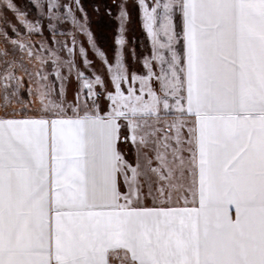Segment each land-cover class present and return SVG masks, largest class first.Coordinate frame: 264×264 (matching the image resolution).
Returning a JSON list of instances; mask_svg holds the SVG:
<instances>
[{
	"label": "snow or ice",
	"instance_id": "6c2138e0",
	"mask_svg": "<svg viewBox=\"0 0 264 264\" xmlns=\"http://www.w3.org/2000/svg\"><path fill=\"white\" fill-rule=\"evenodd\" d=\"M139 4L151 61L129 76L116 54L107 111L100 76L66 104L59 56L0 50V264H264V0Z\"/></svg>",
	"mask_w": 264,
	"mask_h": 264
},
{
	"label": "rangeland",
	"instance_id": "374dc122",
	"mask_svg": "<svg viewBox=\"0 0 264 264\" xmlns=\"http://www.w3.org/2000/svg\"><path fill=\"white\" fill-rule=\"evenodd\" d=\"M12 2L25 14L29 22L37 24V31L29 33L16 13L8 9L3 0H0V50L7 49L10 57L19 58L21 53L14 48L11 40L21 39L30 42L34 49L43 46L59 56L61 60L59 71L65 78L63 83L66 104L74 102L80 90L82 81L77 79L79 71L90 80L97 75L101 77L103 84L94 85V92L98 95L92 99L96 100L101 111H107L110 103L107 93L114 90L111 82L112 73L108 68L109 65H115L118 52L127 75L147 74L145 61H151L153 44L144 28L139 0H59L61 5L58 10L61 17L59 20H50L47 0H40L44 4L42 8H38L34 0H12ZM148 2L151 3V0ZM63 5L72 8L76 18L75 23L71 17L64 16L67 9ZM122 11L126 14L123 17ZM50 23L55 27H49ZM81 48L84 49L83 54L80 52ZM69 49L72 50L71 53ZM100 52L104 53V56H101ZM105 58L107 63L104 62ZM85 60L89 63L86 64ZM24 61L29 71L40 67L38 64L34 67L32 63H28L26 56ZM68 62H71V69ZM155 71H159L158 64L155 65ZM43 73L49 75V82L55 86L53 98H58L61 82L56 79L51 58L43 65ZM128 86L127 82L123 84L125 89ZM23 99L25 101L29 99L26 92L23 94ZM175 118L173 115L165 117L167 120ZM119 147L126 153L127 159H133L134 148L130 142H122Z\"/></svg>",
	"mask_w": 264,
	"mask_h": 264
},
{
	"label": "crops",
	"instance_id": "0c3cea01",
	"mask_svg": "<svg viewBox=\"0 0 264 264\" xmlns=\"http://www.w3.org/2000/svg\"><path fill=\"white\" fill-rule=\"evenodd\" d=\"M176 23H177V30H180L181 21H180V18L179 17L176 18Z\"/></svg>",
	"mask_w": 264,
	"mask_h": 264
}]
</instances>
